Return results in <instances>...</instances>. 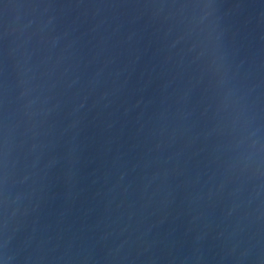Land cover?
Listing matches in <instances>:
<instances>
[{
    "label": "water",
    "instance_id": "1",
    "mask_svg": "<svg viewBox=\"0 0 264 264\" xmlns=\"http://www.w3.org/2000/svg\"><path fill=\"white\" fill-rule=\"evenodd\" d=\"M0 264H264V0H0Z\"/></svg>",
    "mask_w": 264,
    "mask_h": 264
}]
</instances>
